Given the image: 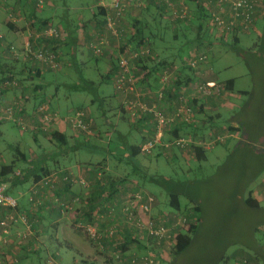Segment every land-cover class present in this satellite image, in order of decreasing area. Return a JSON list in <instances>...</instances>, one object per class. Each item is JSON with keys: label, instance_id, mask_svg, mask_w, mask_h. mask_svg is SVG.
Instances as JSON below:
<instances>
[{"label": "rangeland", "instance_id": "rangeland-1", "mask_svg": "<svg viewBox=\"0 0 264 264\" xmlns=\"http://www.w3.org/2000/svg\"><path fill=\"white\" fill-rule=\"evenodd\" d=\"M36 1L37 0H31L32 4L29 10L32 11V9H34L37 16L49 17V22L53 25L62 28L60 17L65 15L64 12L66 9V11L69 10L71 21L74 20L78 23L83 20L85 22L81 21L79 24V33L82 34V37L78 38L76 53L72 55L68 53L66 47L60 46L61 48L56 50L54 42L57 39L38 38L37 42H34V46H45L56 50L59 54V67L51 68L45 65L41 66L29 57L27 62L24 59L7 58L9 59L8 62L13 64V72L15 74H7V71H5L6 75H10L12 77L11 80H16L19 83V87L2 88L3 81L0 83V88L2 89L0 94L11 93L10 101L6 104L2 103L0 108L5 109L7 105L21 101L23 106L21 111H17L21 113L23 111L29 112V114L22 113L21 116L23 118H21V120H11L9 118L0 119V167L4 165H14V172L7 177L9 178V182L6 183L8 193L17 198L18 194L12 189L13 182L24 179L32 163H35L34 161L39 159L40 156L42 157L45 155L43 153L46 151L48 152L58 145L57 142L51 138V134L54 132L52 129L54 126L52 125L46 131H39L40 129L38 128H41V123L36 116L30 115V113H36L38 108L37 102L33 107L30 106L32 103L30 93L34 92L33 87L35 84L43 82L45 84L44 100L49 104L51 110L57 109L61 114L69 115L75 110L82 109L88 114L90 119H93V123L91 124L93 134L88 137L81 136L84 139L81 138L83 145L78 151V157L83 162H92L93 166L101 164L103 167L102 170H105L103 173L106 182L107 180L122 179L126 175L133 177L131 175L133 164L138 160L137 164L141 167L140 169L143 170V173L142 171L138 172L137 175L140 178H137L140 181L141 187L149 190L157 197V209L176 211V209L169 205L168 201L170 199L166 193V189H163L162 186L150 180V176L157 179L163 178L164 176L185 183L189 180L193 182L196 180L195 184L197 185L194 184L190 187L188 185L182 189H190L192 192H195L201 200L203 211L201 213L200 227L198 232L193 235L191 245L182 254L172 257V251L167 250L163 264H239L242 260H247L249 264H254L255 258H253L252 255H255L257 252L255 251L256 253H253L252 248H250L251 238H255V240L260 243L264 240V191L262 187L264 170L257 171L259 161L256 159V154H253L254 147L250 144L247 146L244 142H240L243 136H241V134V139L238 136H232L233 134H225L226 139L224 142L218 143L213 148L206 150V159L203 161L189 159L182 155L183 152L178 148H176L177 155L175 159L170 161L161 154L153 159L145 156V154H140L136 159L128 158L127 150L122 146L118 149V156H120V154L122 155L120 158L122 161L119 162L116 160L114 162L115 159H110L111 166L113 167L114 165L116 168V174L111 175V171L108 172L105 169L106 165H104L103 158H107L111 151L114 153V151L117 150L115 148V146L118 145L117 143H119L117 139V130H120L123 134L130 133L128 120L131 119V117L129 112H124L119 109L121 108L122 102L112 76V61L115 62L114 59H116L117 56L112 55V53L109 54V50L106 49V55L104 54L102 57H96L88 47V42L90 40L89 32L92 31L91 25H95L97 21L92 17V12L94 11L93 7L97 0L96 2L93 0H44V4L40 8H37ZM29 12H25L27 13V18H25L23 22L29 23L30 31L28 33L33 34L38 29L30 26L31 18ZM192 16H194V13ZM149 18L150 14L147 16V19ZM165 22H167V19L162 18L161 24L163 28L166 26ZM84 23H87V26H84ZM3 25L2 31L7 32V25ZM95 27L98 28L97 26ZM263 28L264 22L259 21L256 27L249 28L245 31H239L237 35H229L222 40H215L213 42L203 40L191 44L192 48L207 54L205 63H201L196 69H191L193 74H199V76L194 75L193 82H205L210 80L207 75L204 76L202 72L204 70H208L207 72L212 73L213 80H211L218 86H221V88L225 86L224 81L229 79L234 80V87L231 91V95L232 101L236 105L238 104V107L236 106V108H233L231 105L230 107H225L231 111L225 112L226 110H222L219 112L220 116L216 117V115H214L218 120L225 119L226 123L229 124L228 119L240 111L239 119L242 120L245 117L246 123L250 125V107L252 105L255 109L253 115V117L256 118L255 121L260 120L257 110L264 108V58L260 57L261 54L258 53L263 44L260 40ZM61 32V34H63V31ZM195 32L196 26H191V29L188 31L189 37L192 38ZM162 35H164V37H161L162 39L157 41L154 48L162 54H169L171 52V54L175 56L181 40L177 39L174 42L172 40V33L169 31L166 32L163 30ZM235 36L238 37V40L235 39ZM10 41L14 42L12 44L17 45L15 39H11ZM21 45L22 42L18 44V46ZM156 49L155 52L158 58H160V54L157 53ZM5 50L8 52V45L5 47ZM179 52L186 55L188 49H181ZM9 54L8 52V55ZM173 56L171 55V58H165L168 64H171L170 62L174 60L173 63L180 66V60L178 58H173ZM4 60L5 59L1 60V62ZM6 64L8 67L7 61H5L2 67L7 70ZM37 65L41 66L37 68L43 70H41L40 74L43 75L42 78L41 76H31L29 73L30 70H35ZM20 72L21 74H19ZM21 90L26 91L22 92ZM243 91L248 92V94ZM23 93L27 96H23ZM226 99L228 100V98ZM199 111L198 106H195V120L193 125L208 127V113L201 114L198 113ZM256 115L257 117H255ZM114 127L117 128L113 129ZM131 130V133H134V139L136 141L141 140L140 133L138 132L135 134L136 131L133 128ZM67 134H71L69 129H67ZM167 137L168 136H166L165 141L169 140ZM85 138L89 140L91 145L84 141ZM59 146L61 147L63 145L59 144ZM247 147H249L250 150H248ZM19 150L25 154L27 160L22 158L18 153ZM114 155H116V153ZM48 162L53 163L54 160ZM18 176L20 177L19 179L17 178ZM78 178L80 183L77 182V184L79 183L82 187L89 188L81 182L82 179L88 180L87 178ZM143 179L145 181H143ZM131 183L132 182L125 183L123 186L121 185V188L132 191L136 189V187H139L136 186L137 183ZM255 190L263 191L259 201L262 206L258 210H252L244 203V197ZM22 191L24 192V197L27 199L29 194L26 188H23ZM179 200L183 213H189L190 210H193L186 195L182 193L179 196ZM76 205L80 207L84 206L78 202L74 204L72 210H76ZM187 206L188 208H186ZM100 217L101 216H98V218L94 220L92 215L86 222L88 225H91V227H96L97 234L100 233V236H104L101 234V224L99 223L96 226ZM254 222H256V229H254L253 226ZM12 226L18 228L20 231L18 234L26 233V229L22 224L14 223L9 226V235ZM71 226L79 229L90 241H95V239L96 241L100 240L90 236L87 231V225L85 226L80 223L79 226L78 223L73 222ZM40 227L41 224L36 222L33 227V234L38 232L36 229ZM1 231L2 228L0 226V232ZM29 236L20 237L18 242L26 244L25 240ZM117 236L118 235H116L115 238ZM111 241H114L112 244H115L113 247L117 249V251H113V249L108 251L105 249L103 255L106 258L103 257L104 260L100 261V264H111L118 261H120V264H128V262L131 264L130 259L127 262L122 258V256L125 257L123 253L128 249L120 252L121 248L116 247V240L113 239ZM147 243L148 245L142 243V245L146 247L144 249L137 244L135 250H133L134 252L129 258L134 255H143L149 251L157 252L159 250L155 241L152 242L149 240ZM5 246L6 245L3 244L0 251ZM40 257L41 258L37 259V264H44L46 254L41 252ZM49 259L50 257L47 260ZM256 260L264 264V257H258ZM76 264L81 263L79 262Z\"/></svg>", "mask_w": 264, "mask_h": 264}, {"label": "built area", "instance_id": "built-area-1", "mask_svg": "<svg viewBox=\"0 0 264 264\" xmlns=\"http://www.w3.org/2000/svg\"><path fill=\"white\" fill-rule=\"evenodd\" d=\"M149 1L151 0H97L94 7H102L104 15L101 21L97 20L95 25H91L92 31L89 32L88 47L95 56L102 57L107 54L106 49L113 42L115 43V49L118 51L116 57L118 69L113 76V81L117 92L121 96L123 108L129 112L133 121L148 115L151 116V125L144 130L147 137L140 144L141 151L144 154H151L158 146L178 148L181 151L191 150V148L196 146L203 149H211L216 144L225 141V134H231L225 131L214 132L207 137L196 138L190 133L174 137L170 134V131L176 125L193 124L196 105L194 103L191 104V100L197 99L200 101L208 96H219L224 88L218 86L214 81L208 80L189 83L181 86V89L178 90L175 86V80L179 75L180 68L176 66L162 67L157 74L158 87L152 88L146 82L145 77L150 68L144 69L142 63H140L142 59L153 56L150 45L146 42L136 44L133 48L121 45L122 42H126L129 35H133L131 34L132 29H125L126 15L133 12L139 13L142 10L145 11L148 8ZM152 1L162 8V12L167 11L169 13V15L165 16L171 21L182 22L191 17L192 10L188 0ZM194 1L208 12L210 33L215 34L216 38H225L229 35L237 34L239 31L254 28L258 18L264 15V0ZM43 4L44 0L36 1L37 8H40ZM61 31H63V34H61ZM65 34L64 29L49 22L45 27L38 29L33 34L28 33L21 46L16 44L8 45V52L13 58L28 60L29 57L36 61L38 65L56 68L59 67L58 52L45 46H34V42H37L38 38L63 39ZM8 52L5 50L4 56L9 57ZM183 60L189 69H196L201 63H205L207 54L195 48H190L188 55ZM12 83L14 85L17 84L16 82L5 81L2 84V88L10 86ZM22 106L21 101L7 105L5 109H1L0 118L21 120L22 116L16 118L14 114L15 110L21 111ZM32 115L37 117L41 123V129L44 131L63 120L76 133V136L88 137L93 134L91 129L93 119H90L88 114L82 109L75 110L72 114L61 116L57 111L51 110L49 104L44 103L39 105L37 112L32 113ZM166 136L169 138L167 141H165ZM95 176L97 186L102 188L107 185L101 171L96 172ZM78 179L72 173H66L63 170L50 172L38 181H34L29 189L27 199L33 207L37 208L43 204L39 197L40 194L49 193V190L54 189L61 180H69L74 184L79 182ZM81 182L86 187H90L92 183L86 179H82ZM6 187L5 183H0V226L2 228L0 232V248L3 244L8 245L10 243L9 226L11 224L20 223L24 226L26 233L18 234L19 238H23L26 235L31 236L33 234V227L37 222V219L33 216L18 210V198L10 195ZM121 187V185L116 186L114 193L116 195L119 194L122 200L119 207L111 205L108 210L105 209L104 213H100V209L95 211L98 212V216H101L100 218H114L118 222H113L107 228L108 235H105V237L110 240L115 239L119 224L129 231L137 239L136 241L141 244L148 245L147 242L149 240L155 241L159 249L157 252L149 251L143 255H134L130 258V263L161 264L167 250H172V247L176 244L178 234L186 233L190 230L193 224L190 215L179 210H158L157 197L143 187H136L132 191L124 190ZM262 187L264 191V180H262ZM103 195L106 197L107 193L104 192ZM77 201L75 199L67 202L58 196H54L51 200L52 204H56L57 208L63 212L72 210ZM116 216L120 218L115 219ZM76 223L80 226L79 222ZM87 231L91 237L99 239L100 235L97 234L95 226L91 227V225L87 224ZM47 264H54V258L50 257L47 260ZM239 264H248V261L242 260Z\"/></svg>", "mask_w": 264, "mask_h": 264}, {"label": "crops", "instance_id": "crops-1", "mask_svg": "<svg viewBox=\"0 0 264 264\" xmlns=\"http://www.w3.org/2000/svg\"><path fill=\"white\" fill-rule=\"evenodd\" d=\"M31 4H32L31 0H0V60L5 59L4 61L1 62L2 66L5 63V61H7L8 67L6 64L7 70L5 69L7 71V74L13 73V70H14L13 64H10V62H8L9 59L7 58H10V59H16V58H13L11 54H9V57L4 56L3 53L5 50V47L9 43H14L13 41H10L11 39L13 40L15 39V42L17 43V45L20 42H22L23 44V40L25 36L30 31L29 23L23 22V21L25 18H27V13L25 12L30 11L29 7L31 6ZM149 14L150 13L144 12L143 15H145V17L147 18ZM13 15L15 18L13 17ZM11 21H13L14 23ZM161 23H162V20H161ZM3 24L7 25V28H8L7 32L2 31L3 26H4ZM167 27H168V30L172 31L169 25H167ZM159 28L161 27L159 26ZM174 33L175 32L172 31V34ZM78 34H79V37H82L81 33H78ZM153 34H157L156 37H153L155 39L151 40V42L153 41V47H154V45L157 43L159 38L164 37V35L159 34L157 32H153ZM128 43L125 44V42H122L121 45L122 46L125 45L127 47H133L129 45ZM108 49H109V54L112 53V55L114 56L118 55V51L115 49V44L111 45ZM157 53L160 54V59L161 58L164 59L168 57L171 58V55L173 56L171 52L169 54L168 53L162 54L157 50ZM184 56L185 55L178 53L175 56H173V58L184 57ZM19 60H22V58H20ZM2 70H4V67L0 68V72H2ZM207 71L208 70H204L202 72L204 76L207 75V77L210 78V81H212L213 75L212 73H209ZM191 72H192L193 77L194 75L199 76L198 73L193 74V71ZM150 83L152 84V86L150 87L152 88L158 87L157 86L158 84L157 74L151 77ZM13 92H16V91H13ZM10 97H11V93H7V94L1 93L0 94V105H2V103L4 104L8 103L10 101ZM226 98H228V100ZM192 101H194V104L198 106V109L200 110L198 113H201V114L208 113V118H207V121L209 124L208 127L206 126L196 127V125H193V124H185V125L180 124V125L174 126L173 129L171 128L172 130L170 131V134L175 136L176 130L177 131L180 130L178 131L180 135L189 133L188 132L189 128L186 127V125H188V127L194 126L196 128L195 130H196V134H198V137L200 136L207 137L211 133H214V132L219 133V132L227 131V133L233 134L232 136H238L241 139L240 133H238L236 130L231 131L229 129V124L226 123L225 119L218 120L214 116V115H216V117L220 116L219 112L222 110L223 111L226 110L225 112L231 111L225 108V107H230V105L233 106V108H236V106L238 107V104L236 105L232 101V95H231L230 90H226L221 96H213V97L208 96L204 100L198 101L197 99H193ZM30 106L33 107L32 104ZM119 109L125 112V109H123V107ZM128 121H129V126H130V133L123 134L120 130H117V135L119 134V139L121 140L123 138L124 140L126 139L131 143H135L139 145L144 139H146L147 136L144 130L146 128H149V125H151L150 122H152V120L150 117L147 116L145 117L144 120H141L140 122L137 123V127L132 125L134 124L133 120L129 119ZM115 128L117 127H114L113 129ZM132 128L136 131L135 134L138 132L140 133L141 140L136 141L134 139L133 137L134 133H131ZM53 129L54 130L57 129L59 132H61V134L64 135L65 143L61 144L63 145L61 147L58 144L57 147L49 150L48 152L46 151L45 153H43L45 155H43L42 157L43 165L41 166L42 171L40 173L44 174L46 172H51L53 170L54 171L63 170L66 173L67 172L72 173L75 177L87 178L89 181L92 182L91 186L89 188H85V187H82L79 183L67 185L65 182L61 180L57 188L49 190V193L47 194H40L39 197L42 200L43 204L36 208V207H33L32 204H30V202L28 201V199L24 197V192L22 191L23 188H26V191L29 193V189L31 185L34 183V179L30 178L25 183H22L21 182L22 180L15 181V183L13 182V188L12 187L11 188L15 190L16 193L18 194L17 196L18 210L20 212H25L28 215H31L34 218H36L37 222L41 224V227L39 229H36V231L38 232H36L35 234H32L25 240L26 244H23V243L18 242L19 241L18 232L20 231L18 230L17 227L12 226L11 231H10L11 243L6 245L0 251V264H37V259L41 258L40 257L41 252L46 254V257L44 258V264H47L46 260L49 257L54 258V264H65V263L76 264L79 262L81 264L82 263L83 264H100V261L104 260L103 257L105 256L103 255V253L105 249H107L108 251L110 249H113V251H117V249L113 247L115 246V244H112L113 241L105 237V235H108L107 228L113 222L118 223L114 220V218L112 219L108 217H103L99 219V222H97V224L99 223L101 224V229H102L101 234H103L104 236H100L99 238L100 240L98 241L96 240L90 241L88 238H86L83 235V233L79 229L75 227L73 228L71 226L73 222L75 223L79 222L78 220H81L80 223L87 225L88 223L86 222V220L90 219L91 214L89 213L91 211H92L94 220L98 218V212H95L96 208L92 209L90 207L91 202L100 197L99 191H101V189L100 187L96 185V182H95V173L98 169H97V166H93L92 162H83L78 157V151L80 150V147L83 145V142L81 140V138L84 139L83 137L76 136V134L68 127V125L63 120L59 121L58 123H55ZM67 129L70 130L71 134H67ZM176 151H177L176 148L172 149V148H165L163 146H158L153 150L151 154H147V155L145 154V156L149 157L150 159H153L161 154L165 156L167 160L172 161L175 159V156L177 155ZM191 151H193V148H191V150L182 151L183 152L182 155L188 157L189 159H196L195 153H193L194 151L193 152ZM114 154L115 153H109L107 158H103L104 165H106L105 169L108 172L111 171V175L116 174V171H115L116 168L114 165L113 167L111 166L110 159L111 158L115 159L114 162L116 160H118L119 162L122 161V159H120L121 156H118V151L116 152V155ZM44 156H45V159H44ZM50 160H54V162L49 163L48 161ZM137 162L138 160L135 161V163L133 164V170L131 174L133 177H129L128 175L123 177L124 179H127V181L124 183H129V182L136 183L137 182V185L140 184V181L137 178L139 176L137 174L138 172H141V171L143 173V170L140 169L141 167L137 164ZM135 172L137 173L134 174ZM119 180L114 179V182L116 183L113 186L122 185ZM262 193L263 191L261 190H258V191L255 190L253 191L252 195L258 201H260L262 197L261 195ZM96 195L98 197L96 199H92L96 197ZM54 196H58L62 200H65L67 202H71L72 200L77 199L78 201L75 204L80 202V204L84 206L80 207L76 205L75 206L76 210L63 212L59 208H57L56 204L55 205L52 204L53 202H51V200L53 199ZM115 196H117L118 199L120 198L119 194ZM100 213H104V211L101 209ZM117 218L118 216L115 217V219ZM107 220L108 221L111 220V222L108 223ZM115 240H116V247L121 248L120 252L128 249L126 252L123 253L125 254V257L122 256V258L127 262L130 259L129 258L130 255L134 252L133 250H135V246H137V244L143 249L146 248L144 245H142L136 240L132 243L126 242V239L123 238V235L118 234ZM250 244H251L250 248H252L253 253L257 252L256 254L258 255L257 256L256 254L255 255L250 254L252 255L253 258H255L254 264H261V262L259 260H256V258L258 259V257H261V256L264 257V240L262 243H260V242H257L255 238H251ZM118 245L122 247H119ZM111 264H120V261L114 262Z\"/></svg>", "mask_w": 264, "mask_h": 264}, {"label": "trees", "instance_id": "trees-1", "mask_svg": "<svg viewBox=\"0 0 264 264\" xmlns=\"http://www.w3.org/2000/svg\"><path fill=\"white\" fill-rule=\"evenodd\" d=\"M93 1L96 2V0H93ZM188 3H189L191 10H192L191 17L185 21H182V22L177 21V20L176 21L169 20L165 16V15H169V13L167 11L162 12V8L159 7L158 5H156L152 0L149 1L148 8L145 11L142 10L139 13L133 12L131 14L126 15L125 23H124L125 27H126L125 29H127V30L132 29L131 34H133V35L128 36L125 44L129 42L128 43L129 45L135 47L136 44H143V42H146L150 45V48L152 50L153 56H150L148 58H144L140 62V63H142V67L144 69L150 68V71L145 75L146 82L150 86H152V84L150 83L151 77L155 74H158V71L164 66H176V67L180 68L179 75L177 76V79L175 80V86L178 90L181 89V86H185L189 83H192V81L194 79L192 72H191V69H189L185 65L184 60H183L184 57L188 55V53L184 57H177L180 60V66L174 64L173 63L174 60H172L170 62L171 64H168L167 59L158 58V55L156 54L155 49L153 47V41L151 42L152 39H155L153 37H156V35H157V34H153V32H157L159 34H163V30L166 32L169 31L171 33H172V31L175 32L174 34H172V38H173L172 40L174 42L177 39L181 40L179 42L177 54L180 53L179 50H181V49L184 50V49H186V47L189 51V49L192 48L191 44L194 42H199V41H203V40H209V41L213 42L215 40L224 39V38H216L215 34L210 33V28L208 26L209 15H208V12L206 11V9L204 7H202L199 3L195 2L194 0H188ZM66 10L64 12L65 15L60 17L61 26L64 29V31L66 32V34H65L63 39H57L54 42V45L56 46V50H59V48H61L60 46L66 47L68 50V53L69 54L71 53V55H72V54L76 53V50L78 47L77 43H78V38H79V34H78L79 33L78 31L80 28L79 24L83 20H81L78 23L74 20L71 21V18L69 17V10L68 11H66ZM93 10L94 11L92 12V17L94 18V20L101 21L103 19V15H104L103 8L99 7V6H95L93 8ZM144 12L150 13L151 16L149 19H147L145 17V15H143ZM193 13H194V16H192ZM29 14H30V18H31V25L33 27L38 28L39 30L42 29L43 27H45L50 21L49 17L37 16L34 9H32V11H30ZM162 18L167 19L168 24L166 23L165 28H163V25L161 24ZM259 21L264 22V15L262 17L258 18L254 27H256V24ZM83 22H85V21H83ZM167 25L170 26L172 31L168 30ZM84 26H87V23H84ZM159 26L161 28H159ZM191 26H196V32L194 33L192 38H190L188 35V31L191 29ZM206 32H207V35H206ZM160 39H162V38H159V40ZM235 39L238 40V37L235 36ZM260 40L263 44H262V47L260 48V52L258 54H261L260 57L264 58V28H263V33L260 37ZM113 44H115V43L113 42ZM250 49H253V48H250ZM96 57H98V56H96ZM114 60H115V62L112 61L113 62L112 63V65H113L112 76H114V74L116 73V71L118 69L117 59H114ZM1 67H2V65H1V60H0V68ZM37 67H41V66L37 65L35 70H33L35 75L33 74L32 70H30L29 73L31 74V76H34V77L41 76V78H42L43 75H40L42 69L37 68ZM46 67H48V66H46ZM5 71L6 70L4 69V70H2V72H0V74H1L0 75V83L2 81L3 82L4 81H10V82H16L17 83L16 85H14L12 83L10 86L7 87V89L9 87H13V88L19 87V83L16 80L15 81L11 80L12 77L10 75H6ZM188 71L191 73H189ZM224 84H225V86H224L225 91L226 90H230V91L233 90V87H234V80L233 79H229V80L224 81ZM1 90L2 89L0 88V92H1ZM25 91L26 90H23L22 92H25ZM33 91H34L33 93H30L32 105H34L36 102L38 103V106L42 105L44 103L48 104L44 100L45 84L43 82L35 84V86L33 87ZM225 91L223 90L219 96H221ZM243 92L248 94V92H246V91H243ZM259 95H257V96H259ZM23 96H27V95L25 93H23ZM190 103L192 104V103H194V101L191 100ZM122 107H123V105L121 104V108ZM240 109H242V108H240ZM53 111H57L62 116V114L59 110L56 109ZM257 111H258L259 117H260L259 121H255L256 118L253 117L254 112H255L254 106L252 105L250 107V125H249V123H246L245 117L242 120L239 119V115H240L239 112L240 111L235 113L234 116H232L228 120H229V129L231 131L236 130L238 133L240 131L241 136L243 135L242 140L240 142H244L245 145H247V146H248V144H250L254 147L255 152L253 151V154L254 153L256 154V159H257V161H259L258 170H257V171H259V170H264V117H263L264 116L263 115L264 114V108H261L260 110H257ZM22 113H24V114L28 113L29 114V112H26V111H23ZM22 113L15 110L14 116L19 117V116H21ZM30 115H32V113H30ZM66 115H63V116H66ZM149 116L150 115H148V117ZM255 117H257V115ZM150 118H151V116H150ZM211 118H212V116H211ZM0 119H2V118H0ZM144 119H145V117L139 118V120L134 121V124H132V125L137 127V123L140 122L141 120H144ZM11 120H14V119H11ZM186 127L189 128L188 132L197 138L198 134H196V130H195L196 128L194 126L188 127V125H186ZM38 129H40L39 131H42L41 128H38ZM178 131H180V130H178ZM178 131L177 130L175 131V136L180 135V133ZM107 137H108V135H107ZM51 138L54 139L57 142V144H64L65 143L64 135L61 134V132H59L57 129H55L54 132H52ZM117 139L119 140V143H117L118 145L115 146V148L117 150H115L114 153H116L120 147L124 146V148L127 150V154H128L127 157L128 158L134 159V158H137L138 155L144 154L140 148V144L144 140L138 145L135 143H131L126 139L124 140L123 138H122V140L119 139V134L117 135ZM84 141L86 143H89V145H91V143L89 142L88 139L85 138ZM247 149L250 150L249 147H247ZM206 150L207 149H203V148L197 147V146L193 147L195 157L198 161H203L206 159V152H207ZM18 153L22 156L23 159H26V156L23 152H21L19 150ZM110 153H113V151H111ZM120 156H122V155L120 154ZM42 157L40 156L39 159L34 161L35 163H32V166L28 169L29 171H27L28 173L25 175L24 179H22V181H21L22 183L27 182L30 178H33L34 181H38L45 174L50 173V172H46L44 174L40 173L42 171L41 166L43 165V158ZM96 166L98 169L96 172L101 171L102 176L104 178L105 175L103 172H105V170H102L103 167L101 166V164H98ZM257 171H256V173H257ZM13 172H14V165L13 164L12 165H4V166L0 167V183L6 184L7 182H9V178H7V177L10 174H12ZM136 173L137 172H135L134 174H136ZM95 175H96V173H95ZM17 178L19 179L20 177L18 176ZM150 180H153L154 182H156V184L162 186L163 189H166V193L168 194V197L170 199L168 201L169 205L171 207H173L174 209L182 211L181 202L179 200V196L182 193L188 197L189 202L192 205L191 208L193 210H190L189 213L187 212V214L190 215V218H191L193 224L191 225L190 230L188 232L178 234V236L176 238V244L172 247V250H171L172 251V257L179 256L191 245L193 235L196 234V232H198V229H199L200 223H201V213L203 211L201 200L195 194V192H192L190 189H188V188L184 189V190L182 189L185 186L189 185V187H190V186L194 185L196 183V180H194V182L189 180L188 182L185 183V182H181V181H175L171 178H167L164 176H163V178H160V179H157L153 176H150ZM18 181H20V180H18ZM119 181L122 185H124L125 184L124 182H126L127 179L122 178ZM143 181H145V180L143 179ZM63 182H65L67 185L73 184L69 180L63 181ZM115 183L116 182H114V180H109V181L107 180L106 186H103L102 188L100 186H98L101 189V191H99L100 197L97 198L98 196L96 195V197L92 198V199L97 198L96 200L92 201L90 204V207L92 209L96 208L98 210L100 209V211H101V209L103 211H105V209L108 210L111 205H114L115 207H119V204L121 203L122 200L120 198L118 199V197L115 196L116 194H114L116 186H113V185ZM195 185H197V184H195ZM57 186H58V184L56 185L55 188H57ZM136 186L141 187V184L136 185ZM100 192H101V194H100ZM104 192L107 193L106 197H104V195L102 197V194ZM252 193L253 192H250L249 195L244 197V203H245V205L249 206L250 209L258 210L262 205L256 198L253 197ZM186 208H188V206ZM251 212H254V211H251ZM89 214H91V217H92V211ZM119 218L120 217L118 216L117 219H119ZM78 221H79V223L81 222V220H78ZM110 222H111V220L108 221V223H110ZM255 223L256 222L253 223L254 229H256ZM117 227L119 228V230H117L116 235H118V234L123 235V238L126 239V242L132 243L135 240H137L129 231L125 230L123 228V226L118 224ZM120 247H122V246H120ZM163 262L164 261H162L161 264H163ZM248 264H249V262H248Z\"/></svg>", "mask_w": 264, "mask_h": 264}, {"label": "clouds", "instance_id": "clouds-1", "mask_svg": "<svg viewBox=\"0 0 264 264\" xmlns=\"http://www.w3.org/2000/svg\"><path fill=\"white\" fill-rule=\"evenodd\" d=\"M30 26L33 27V26L31 25V22H30ZM33 28H36V27H33ZM37 29H38V28H37ZM10 44H12V43H9L8 45H10Z\"/></svg>", "mask_w": 264, "mask_h": 264}]
</instances>
